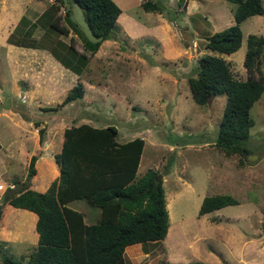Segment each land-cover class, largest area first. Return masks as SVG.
<instances>
[{"label": "rangeland", "instance_id": "rangeland-1", "mask_svg": "<svg viewBox=\"0 0 264 264\" xmlns=\"http://www.w3.org/2000/svg\"><path fill=\"white\" fill-rule=\"evenodd\" d=\"M52 1L0 0V264L5 253L25 262L37 241L33 213L4 204V194L27 180L30 157L37 151V173L31 175L29 186L47 188L57 171L53 152L59 149L62 130L74 116L80 117L78 121L114 125L120 142L134 132H144L137 176L148 168L161 175L169 216L167 233L158 243L127 246L126 264L172 262L174 255L183 258L176 262L264 264V92L251 108V152L226 153L214 144L226 95L198 104L187 82L205 53L221 56L234 78L245 79L250 74L243 64L247 36L264 37V13L242 21L241 46L225 54L207 49L205 37L234 22L235 4L230 1L153 0L162 7L158 11L146 10L141 4L145 0H114L124 13L116 21V38L103 40L91 53L83 47L81 35L68 27L62 5L56 23L68 32L56 31L53 37L71 43L78 52L86 53L89 61L79 76L85 99L61 105L56 113L44 108L59 104L66 90L57 94L48 86L36 93L30 91L36 86L35 76L14 72L4 47L8 42L5 33L16 27L22 15L34 19ZM127 16L133 20L129 24ZM40 30L33 35L38 36ZM182 31L192 35L193 51ZM24 43L17 46L36 48L29 39ZM37 53L43 51L37 49ZM21 56L18 53L17 64L24 72L35 70L37 63L23 58L31 62L28 69L20 62ZM257 60L251 74L264 79V47L254 63ZM54 69L51 67L50 73H55ZM77 81L72 79L67 91ZM34 120L40 124L35 125ZM41 126L45 127V139L40 144ZM214 194H231L238 202L198 214L203 197ZM70 206L83 211L88 223L99 216V209L83 199L70 202Z\"/></svg>", "mask_w": 264, "mask_h": 264}, {"label": "trees", "instance_id": "trees-1", "mask_svg": "<svg viewBox=\"0 0 264 264\" xmlns=\"http://www.w3.org/2000/svg\"><path fill=\"white\" fill-rule=\"evenodd\" d=\"M77 2L85 13L95 35L102 40L89 41L65 10L68 27L79 33L83 47L93 53L105 39H115L116 19L121 8L114 0H70ZM235 4L234 22L205 37V47L218 53L230 54L242 43L241 23L247 17L264 13L262 0H227ZM146 10L161 11L153 0H145ZM63 0H53L34 19L21 16L16 27L8 34L9 43L21 46L24 39L31 46L48 50L57 60L80 76L89 59L78 52L71 43L62 42L56 31L67 33L68 28L56 23L57 10ZM40 28L38 36L34 31ZM64 41V40H63ZM243 64L250 72L245 79L234 78L228 63L217 54L205 53L198 58L194 73L187 82L191 96L198 104L208 103L214 96L225 94L226 101L218 125L214 144L226 153L251 152L250 128L254 124L251 108L264 92V79L251 74L255 57L261 54L264 37L250 33ZM84 96L83 82L78 81L64 99L46 110H57L74 99ZM39 125V120H34ZM40 144L44 141L45 127L38 129ZM117 128L112 124L95 126L87 122L65 127L61 148L54 152L58 173L45 190L21 188L7 197L4 204L21 207L37 216L35 230L37 241L26 256V261L12 253L2 255L1 264H126L124 252L127 245L143 246L161 241L169 226L162 179L153 168L137 176L143 137L135 136L124 142L117 140ZM39 151L31 155L28 175L36 173ZM167 172V171H166ZM85 200L99 209L93 222H86L84 213L70 206V202ZM238 200L231 194L204 196L198 214H204ZM0 217L3 206L0 204ZM167 264H204L201 261L166 262Z\"/></svg>", "mask_w": 264, "mask_h": 264}, {"label": "crops", "instance_id": "crops-1", "mask_svg": "<svg viewBox=\"0 0 264 264\" xmlns=\"http://www.w3.org/2000/svg\"><path fill=\"white\" fill-rule=\"evenodd\" d=\"M52 1V0H51ZM40 2V1H39ZM124 15V13L122 12V9H121V12H120V14L118 15V17H117V19H116V21L117 20H119V18H121L122 16ZM123 18V17H122ZM31 19V18H30ZM125 19H127L128 21H127V24H129L130 23V21L132 22L133 20L131 19V18H129L128 16H127V18H125ZM19 20V19H18ZM11 31V30H10ZM10 31H8L7 30V32L5 33V34H7L6 35V38H7V36H8V34L10 33ZM4 47H5V50H6V48H7V50L5 51L6 52V55H5V58H7L9 61H11L10 62V66H13L14 68H13V70H14V72H16L17 74L18 73H22V74H25V75H27V74H31V75H34L35 76V79H33V83H34V85H36V86H33V87H31L30 88V91L31 90H33V92H35L36 93V91H37V89L38 88H46V87H48V86H52L53 88H55L56 89V92H57V94H59L60 92H63L64 90H66V94H67V89H66V87L68 86V84H70V83H72V79H76L77 80V78L79 77L78 76V74L77 73H75V72H73L72 70H70L68 67H66L65 65H63L59 60H57L48 50H46V49H39V48H34L33 50L32 49H24V48H21V47H18L17 45L16 46H13V45H11V44H9L8 42H7V44H5L4 45ZM37 49H39V50H41V51H43V54L42 53H37ZM8 53H11L12 55V57L11 56H9L8 55ZM18 53L19 54H21L22 56H21V58L19 59L20 60V62H24V66L25 67H28V69L30 68V64H31V62L30 61H28V60H24L23 58H31V59H33L32 60V62H34L35 61V63H37V66H36V68H39V67H41L40 69H36L35 68V70L33 69V68H30L31 70H29L30 72L29 73H25L24 71V69L23 68H21L20 67V64H17V60H18V58H17V55H18ZM51 55V56H50ZM51 67H53V68H55L52 72H55V73H50V68ZM11 69H12V67H11ZM41 70V73H38V71H40ZM43 72V73H42ZM39 81H41V83H40V85L38 84L39 83ZM43 82H45V84H43ZM83 82V81H82ZM84 83V82H83ZM72 85V84H71ZM69 87H71V86H69ZM28 91V90H27ZM85 87H84V95H85ZM27 93V92H26ZM24 98V97H23ZM82 100L83 99H85V96H83L82 98H81ZM74 100H77V99H74ZM62 101V100H61ZM60 101V102H61ZM73 101V100H72ZM72 101H70V102H72ZM67 104V103H66ZM55 105H58V104H55ZM65 105V104H64ZM53 106V105H52ZM61 108H62V106L61 107H59L57 110H51V111H56V113H59L60 112V110H61ZM62 118H65V116L62 114ZM78 119H80V117H77V116H74V117H71L70 118V124H68V125H66L65 127H69V126H71L72 124H74V125H78V124H81V123H83V122H87V123H90V124H92V125H95V126H103V125H98V124H96V123H92V122H90V121H88V119L87 120H79L78 121ZM64 127V128H65ZM63 128V129H64ZM62 132H63V130H62ZM136 133V134H135ZM135 136H140V137H143L144 139H145V135H144V132H134L131 136H129L128 138H127V140H129V139H132V138H134ZM61 140H62V134H61V138H60V141H59V143H60V146H59V149L57 150V151H59L60 150V148H61ZM127 140H125V141H127ZM120 142V141H119ZM145 145V144H144ZM143 149H144V147H143ZM55 152V151H54ZM53 152V153H54ZM143 152V151H142ZM141 156H142V153H141ZM53 158H54V156H53ZM140 160H141V158H140ZM54 162H55V160H54ZM140 163V162H139ZM54 166H57V164H56V162H55V164H54ZM37 168V167H36ZM57 168V171H56V173H55V176H56V174L58 173V166L56 167ZM37 173V172H36ZM54 176V177H55ZM161 176V175H160ZM37 190H41V189H37ZM42 190H45V189H42ZM78 200H81V199H78ZM87 203V202H86ZM70 204V203H69ZM88 204V203H87ZM89 205V204H88ZM8 206H10V205H8ZM14 207V206H13ZM16 208H21V207H16ZM21 209H25V208H21ZM77 209V208H76ZM25 210H27V209H25ZM29 212H31V213H33V215L35 216V222H36V219H37V216H36V214L34 213V212H32V211H30V210H28ZM81 211V210H80ZM83 212V211H82ZM84 213V212H83ZM98 214H99V212H98ZM33 216V217H34ZM30 218H32V216L30 217ZM84 219H85V215H84ZM31 221H33V219H31ZM86 221V220H85ZM87 222V221H86ZM90 223V222H89ZM34 229H35V223H34ZM36 231V230H35ZM134 245H142V243H133ZM130 245H132V244H130ZM127 246H129V245H127ZM126 246V247H127ZM143 246V245H142ZM126 247H125V249H126ZM135 251V250H134ZM139 251H140V249H139ZM136 252V251H135ZM174 260L172 261V262H176L177 260H180V259H183V258H181V256H176V255H174L173 257H172ZM171 261V260H170Z\"/></svg>", "mask_w": 264, "mask_h": 264}, {"label": "water", "instance_id": "water-1", "mask_svg": "<svg viewBox=\"0 0 264 264\" xmlns=\"http://www.w3.org/2000/svg\"><path fill=\"white\" fill-rule=\"evenodd\" d=\"M64 10L69 11V18L76 23L78 28L84 33L85 37L91 42H97L102 40V35H95L86 20L85 13L77 2L70 0H63ZM181 36L184 38H189L190 48L193 51L194 43L192 40V35H186L185 31L181 32ZM211 99L208 100V103ZM160 178V174L157 175V179ZM31 175L28 176L24 183L17 184L14 189H10L7 192V197L16 194L21 188H27L30 185ZM161 264H167L166 262H161Z\"/></svg>", "mask_w": 264, "mask_h": 264}]
</instances>
